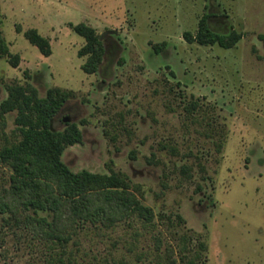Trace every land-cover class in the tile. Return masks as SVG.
Masks as SVG:
<instances>
[{"label":"rangeland","instance_id":"obj_1","mask_svg":"<svg viewBox=\"0 0 264 264\" xmlns=\"http://www.w3.org/2000/svg\"><path fill=\"white\" fill-rule=\"evenodd\" d=\"M0 11L23 60H0V104L13 85L71 92L53 128L76 124L82 143L64 163L124 175L155 214L148 225L85 226L63 247L14 233L0 215V264H264V0H0ZM205 15L213 31L242 35L235 48L183 39ZM70 23L98 28V73L82 70L85 40ZM17 26L51 38L52 55ZM15 118L0 117V148L20 140ZM9 176L0 163V184Z\"/></svg>","mask_w":264,"mask_h":264},{"label":"trees","instance_id":"obj_2","mask_svg":"<svg viewBox=\"0 0 264 264\" xmlns=\"http://www.w3.org/2000/svg\"><path fill=\"white\" fill-rule=\"evenodd\" d=\"M209 19L207 15L202 17L196 33L185 32L183 39L200 46L235 48L242 35L236 31L219 34L211 29ZM2 24L0 11V60L7 59L11 67L18 68L21 57L11 54ZM68 27L85 40L78 51V58L86 57L82 70L87 75L98 73L106 53L101 36L85 23H70ZM16 31L23 33L43 56L52 55L49 39L37 30L23 31L17 26ZM259 40L264 48V36L260 35ZM165 45L154 46L155 52H161ZM71 95L52 88L41 98L30 85H13L0 104L2 120L5 115L16 113L15 125L20 134L18 142H6L0 148V163L10 170L8 184H0L2 220L14 233L20 231L38 242L61 247L85 226L103 231L134 219L148 225L155 218L153 210L139 201L124 175L74 172L64 163L66 148L82 143V133L76 124H67L64 131L53 128L54 119ZM185 260L184 264H200L195 259Z\"/></svg>","mask_w":264,"mask_h":264},{"label":"water","instance_id":"obj_3","mask_svg":"<svg viewBox=\"0 0 264 264\" xmlns=\"http://www.w3.org/2000/svg\"><path fill=\"white\" fill-rule=\"evenodd\" d=\"M100 40H102V38H100ZM64 122L69 123L70 120L68 118H66V119H64Z\"/></svg>","mask_w":264,"mask_h":264},{"label":"crops","instance_id":"obj_4","mask_svg":"<svg viewBox=\"0 0 264 264\" xmlns=\"http://www.w3.org/2000/svg\"><path fill=\"white\" fill-rule=\"evenodd\" d=\"M92 26V25H91ZM96 30L98 29L97 27H94ZM48 39L50 40L51 42V38L48 37ZM22 60V59H21ZM23 63V60L21 61Z\"/></svg>","mask_w":264,"mask_h":264}]
</instances>
